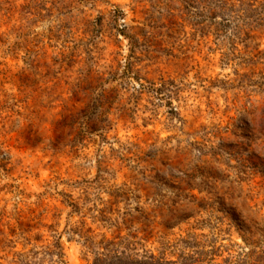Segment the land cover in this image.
Returning a JSON list of instances; mask_svg holds the SVG:
<instances>
[{"label": "rangeland", "instance_id": "rangeland-1", "mask_svg": "<svg viewBox=\"0 0 264 264\" xmlns=\"http://www.w3.org/2000/svg\"><path fill=\"white\" fill-rule=\"evenodd\" d=\"M188 1L0 0V264H264V0Z\"/></svg>", "mask_w": 264, "mask_h": 264}, {"label": "trees", "instance_id": "trees-1", "mask_svg": "<svg viewBox=\"0 0 264 264\" xmlns=\"http://www.w3.org/2000/svg\"><path fill=\"white\" fill-rule=\"evenodd\" d=\"M194 1L195 0L188 1V5L192 6V4L195 3ZM203 2L205 5L204 7L206 8V11L204 10V12L201 15L206 20L212 21L218 17L219 13L225 15L226 12H232L235 16H238V18H241V16L235 10V5L230 4L227 0H203ZM211 5L214 7H211ZM216 8H218L220 12L216 10ZM225 21L226 23H228L230 19L226 18Z\"/></svg>", "mask_w": 264, "mask_h": 264}]
</instances>
